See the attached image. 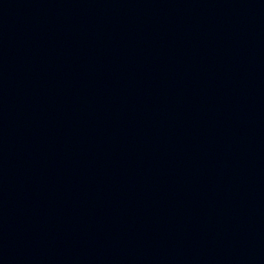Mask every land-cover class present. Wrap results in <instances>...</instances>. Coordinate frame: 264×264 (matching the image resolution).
<instances>
[{"label":"water","instance_id":"1","mask_svg":"<svg viewBox=\"0 0 264 264\" xmlns=\"http://www.w3.org/2000/svg\"><path fill=\"white\" fill-rule=\"evenodd\" d=\"M0 264H264V0H0Z\"/></svg>","mask_w":264,"mask_h":264}]
</instances>
